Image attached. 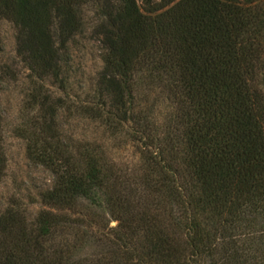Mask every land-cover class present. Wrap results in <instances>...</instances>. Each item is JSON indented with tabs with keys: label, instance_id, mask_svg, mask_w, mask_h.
I'll use <instances>...</instances> for the list:
<instances>
[{
	"label": "trees",
	"instance_id": "trees-1",
	"mask_svg": "<svg viewBox=\"0 0 264 264\" xmlns=\"http://www.w3.org/2000/svg\"><path fill=\"white\" fill-rule=\"evenodd\" d=\"M100 5L103 69L73 102L69 44ZM1 21L33 82L18 132L54 183L33 220L0 216V264H264V0H0ZM66 115L103 144L72 147Z\"/></svg>",
	"mask_w": 264,
	"mask_h": 264
},
{
	"label": "rangeland",
	"instance_id": "rangeland-1",
	"mask_svg": "<svg viewBox=\"0 0 264 264\" xmlns=\"http://www.w3.org/2000/svg\"><path fill=\"white\" fill-rule=\"evenodd\" d=\"M142 7L144 0H136ZM102 6L85 8L84 31L69 44L70 65L72 68L70 85L72 101L78 98L87 101L93 94L99 74L103 69V46L97 31L102 18L99 12ZM17 55L16 30L9 21L0 22V125L3 131V144L7 158L5 176L0 182V216L7 209L15 207L28 218L33 220L44 209L42 195L54 183L52 173L45 167L35 165L28 157L26 139H23L18 129L29 121L28 95L32 91V81L28 78L29 71L23 66ZM8 70L10 73H8ZM46 83V90L61 93ZM153 101L156 93L146 91ZM145 93V92H144ZM146 94V93H145ZM143 96V94H142ZM157 110V116L162 119L168 110V103H162ZM75 115V114H74ZM61 129L65 133L67 143L72 147L78 146L79 141H91L103 144V135L99 127L88 121L74 116L67 120V115L59 119ZM115 144H111L113 146ZM109 157L118 163H128L133 157L132 150H111L108 143ZM106 150V149H104ZM108 156V153H107ZM112 223L111 226H115Z\"/></svg>",
	"mask_w": 264,
	"mask_h": 264
}]
</instances>
